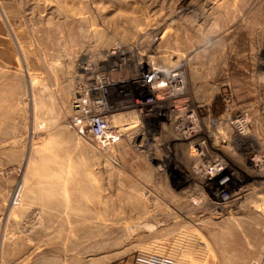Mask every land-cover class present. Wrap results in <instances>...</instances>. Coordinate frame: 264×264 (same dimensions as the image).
Wrapping results in <instances>:
<instances>
[{"label": "rangeland", "instance_id": "obj_1", "mask_svg": "<svg viewBox=\"0 0 264 264\" xmlns=\"http://www.w3.org/2000/svg\"><path fill=\"white\" fill-rule=\"evenodd\" d=\"M0 57V264H264V0H0ZM144 69L182 92L115 145L74 128Z\"/></svg>", "mask_w": 264, "mask_h": 264}, {"label": "built area", "instance_id": "obj_2", "mask_svg": "<svg viewBox=\"0 0 264 264\" xmlns=\"http://www.w3.org/2000/svg\"><path fill=\"white\" fill-rule=\"evenodd\" d=\"M101 78L104 83H109L105 74ZM134 84L136 104L135 108L128 110H110L106 101L107 86L81 92L72 103L74 128L81 134H89L98 144L115 145L124 137L125 129L139 125L143 116L157 113L156 106L161 98L169 97L173 92H182L184 77L180 70L162 76L157 71L144 69L139 72ZM192 115L190 112L188 118L191 119ZM193 131V127L186 129L189 136Z\"/></svg>", "mask_w": 264, "mask_h": 264}, {"label": "bare ground", "instance_id": "obj_3", "mask_svg": "<svg viewBox=\"0 0 264 264\" xmlns=\"http://www.w3.org/2000/svg\"><path fill=\"white\" fill-rule=\"evenodd\" d=\"M217 166H219V165L214 166L215 172H214L213 176L218 175L221 170H225V166L222 165V163L220 164V167H217ZM213 176L211 174L204 173L203 178H205L207 181L212 182ZM228 184H229V182L221 181V183H219V186L216 187L215 193L220 194V192H222L223 190H226V188L228 187Z\"/></svg>", "mask_w": 264, "mask_h": 264}, {"label": "crops", "instance_id": "obj_4", "mask_svg": "<svg viewBox=\"0 0 264 264\" xmlns=\"http://www.w3.org/2000/svg\"><path fill=\"white\" fill-rule=\"evenodd\" d=\"M1 58V57H0Z\"/></svg>", "mask_w": 264, "mask_h": 264}]
</instances>
